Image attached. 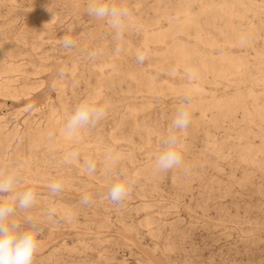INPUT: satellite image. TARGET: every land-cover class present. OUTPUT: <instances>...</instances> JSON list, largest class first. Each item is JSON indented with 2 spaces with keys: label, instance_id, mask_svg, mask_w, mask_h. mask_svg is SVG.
Masks as SVG:
<instances>
[{
  "label": "rangeland",
  "instance_id": "374dc122",
  "mask_svg": "<svg viewBox=\"0 0 264 264\" xmlns=\"http://www.w3.org/2000/svg\"><path fill=\"white\" fill-rule=\"evenodd\" d=\"M106 2L129 10L119 40L89 0H0V173L35 193L10 218L41 229L33 264H264V0ZM84 100L106 116L70 136ZM170 132L182 163L160 171ZM121 171L134 183L118 205Z\"/></svg>",
  "mask_w": 264,
  "mask_h": 264
},
{
  "label": "clouds",
  "instance_id": "9594fccd",
  "mask_svg": "<svg viewBox=\"0 0 264 264\" xmlns=\"http://www.w3.org/2000/svg\"><path fill=\"white\" fill-rule=\"evenodd\" d=\"M87 14L101 20H107L108 25L114 30L115 38L119 40L123 35L124 20L129 15V10L125 7H117L109 4L106 0H89ZM75 42L68 36L62 38V47L70 49ZM119 49H117L118 51ZM147 58L146 52L137 54V61L143 63ZM192 98L186 95L183 102L177 108L171 121V129L182 132L187 129L191 121ZM106 116V109L98 105L95 101L84 100L78 104L74 111L68 115L65 123V132L76 135L80 130L87 127H94ZM163 149L155 160L156 168L160 171H168L176 168L182 163L181 140L175 132H170L162 138ZM77 153H72L71 158H75ZM65 162H68L67 159ZM89 173H94L96 165L91 162L86 163ZM116 180L111 185L108 198L114 204H122L129 196L132 179L126 176L123 171L116 174ZM123 177V178H121ZM20 183L16 171L7 175L0 173V194H12L14 204L0 201V264H33L34 256L38 251V236L41 229L33 222L32 217H26L28 228H22L16 220L10 219L20 210L31 209L35 204V193L31 189L16 192L15 186ZM62 184L53 182L49 185V190L57 194L62 190ZM84 204L90 203V198H82Z\"/></svg>",
  "mask_w": 264,
  "mask_h": 264
},
{
  "label": "bare ground",
  "instance_id": "6f19581e",
  "mask_svg": "<svg viewBox=\"0 0 264 264\" xmlns=\"http://www.w3.org/2000/svg\"><path fill=\"white\" fill-rule=\"evenodd\" d=\"M203 1V0H202ZM13 2V1H12ZM15 3V2H14ZM238 3V2H237ZM237 6V5H236ZM169 13V12H168ZM64 15V14H63ZM211 21V20H210ZM60 23V22H59ZM173 23V22H172ZM204 25V24H203ZM22 29V28H21ZM62 35V34H61ZM64 36V35H63ZM8 39V38H7ZM99 40V39H98ZM130 42V41H128ZM48 44V43H47ZM4 46V45H3ZM142 46V44H141ZM133 47V46H132ZM136 47V46H135ZM145 48V47H144ZM65 50V49H64ZM21 52V51H20ZM44 52V51H43ZM136 52V51H135ZM22 53V52H21ZM21 55V54H20ZM128 55V54H127ZM126 59V58H125ZM155 62V61H154ZM100 63V62H99ZM31 64V63H30ZM240 64V63H239ZM82 65V64H81ZM128 66V65H127ZM129 71V70H128ZM127 71V72H128ZM223 74V73H222ZM141 79V78H140ZM149 85V84H148ZM151 86V85H150ZM152 87V86H151ZM141 88V87H140ZM154 89V88H153ZM135 91V90H134ZM77 94V93H76ZM234 98V97H233ZM201 102V101H200ZM102 103V102H101ZM204 103V102H203ZM39 131V130H38ZM124 138V137H123ZM128 141V140H127ZM40 158V157H39ZM78 158V157H77ZM25 161V160H24ZM182 170V169H181Z\"/></svg>",
  "mask_w": 264,
  "mask_h": 264
}]
</instances>
